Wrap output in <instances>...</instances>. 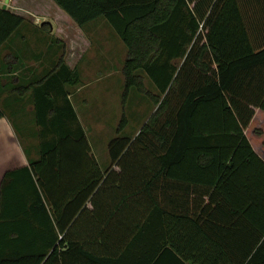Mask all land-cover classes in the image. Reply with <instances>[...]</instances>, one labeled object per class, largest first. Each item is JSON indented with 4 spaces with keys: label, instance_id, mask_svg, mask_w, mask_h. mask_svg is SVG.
<instances>
[{
    "label": "trees",
    "instance_id": "obj_1",
    "mask_svg": "<svg viewBox=\"0 0 264 264\" xmlns=\"http://www.w3.org/2000/svg\"><path fill=\"white\" fill-rule=\"evenodd\" d=\"M53 1L80 27L107 19L126 48L125 100L135 87L156 110L110 143L114 190L63 46L19 92L34 95L39 151L2 180L0 264H264V0ZM26 23L0 8V51Z\"/></svg>",
    "mask_w": 264,
    "mask_h": 264
},
{
    "label": "rangeland",
    "instance_id": "obj_2",
    "mask_svg": "<svg viewBox=\"0 0 264 264\" xmlns=\"http://www.w3.org/2000/svg\"><path fill=\"white\" fill-rule=\"evenodd\" d=\"M14 2L17 4L15 7H18V12H13L26 16L32 20L31 24L38 21V26L23 25L0 51L2 72L16 65L14 59L9 57L11 53L18 58L19 63L16 66L22 72L19 84L8 78L6 86L0 85V110L4 113V116L0 117V132L6 136L15 135L16 138L0 137V153L5 150L9 153L16 147L18 160L14 165L19 167L38 157V128L35 113L28 106L32 95L21 97L11 90L17 85L27 86L48 75L65 46V62L70 69L79 72V85L83 86L80 92H76L75 87H69L74 95L71 102L80 121L85 125L86 137L92 152L96 154L99 164L104 169L105 165L109 164L107 153L110 143L118 137L135 138L138 130L156 110L151 99L139 93L135 87L129 92L128 98L126 100L124 98L125 80L122 74L126 57L124 43L105 17L87 24V30L85 29L82 35L79 33L80 36L77 37L74 29L68 27L70 21L58 17L53 5H48L43 0ZM52 16L58 18L61 23L63 33L60 31L58 35L64 37V41L65 37H72L70 40L67 39V43H58L56 37L58 35L51 33L49 26ZM60 16L69 18L64 14ZM138 73L145 78L147 89L157 93L154 82L145 72L140 70ZM0 82L3 84L2 80ZM124 112L129 123L120 128Z\"/></svg>",
    "mask_w": 264,
    "mask_h": 264
},
{
    "label": "crops",
    "instance_id": "obj_3",
    "mask_svg": "<svg viewBox=\"0 0 264 264\" xmlns=\"http://www.w3.org/2000/svg\"><path fill=\"white\" fill-rule=\"evenodd\" d=\"M45 3H47L48 5H53V7H55V9L57 10V15H58V17H61V18H64L65 20H67V21H70V23H69V26L68 27H71V28H73L74 29V32H76L75 33V36H80V34L79 33H81V35H82V33H84L83 31H85V29H86V27H87V25L85 26V27H80L65 11H63L53 0H43ZM5 5H7V10H10L11 12H13V11H16V12H18V7H15V5H17L16 4V2H14V0H0V8H2L3 9V7L5 6ZM15 7V8H14ZM15 13V12H14ZM18 15H20L19 13H17ZM67 15V17H69V18H65V17H63V16H60V15ZM22 16V15H21ZM28 22L25 24V26L27 25V26H31V27H36V26H38L37 25V23H38V21H34V22H32V24H31V22L30 21H32V20H30V19H28L26 16H23ZM55 22H54V21ZM51 21V33L53 34V35H58V32H62L63 33V30H62V28H61V23H60V21L58 20V18H56V17H54L53 18V16H52V19L50 20ZM94 22V21H93ZM93 22H91V23H93ZM91 23H89V24H91ZM39 27H41V26H39ZM87 30V29H86ZM65 31V30H64ZM15 36V34L10 38L11 40L13 39V37ZM73 36V35H72ZM57 37V39L59 40V41H61V42H63V43H67L66 41H68L67 39L69 38V40L72 38H70V37H65V41H64V37H61L60 35H58V36H56ZM9 39V40H10ZM8 57V56H7ZM9 57L10 58H12V59H14V61H15V63H16V65H18L17 63H19V60H18V58L17 57H15L14 56V54L13 53H11L10 55H9ZM10 66V68H9V70L8 71H3L2 72V70L3 69H1V66H0V80H2V83L3 84H1V82H0V85L2 86V87H4V86H6L7 84H8V82H9V79L8 78H12L13 79V81L16 83V84H19L20 83V81H21V79H20V76H22V72L20 71V69H17V66ZM7 79V80H6ZM30 85V84H29ZM29 85H27V86H20V85H17L16 87H14L12 90H11V92L12 93H16V94H18L19 96H21V97H25V96H29V95H32V97H31V102H30V104L28 105L29 106V108L32 110V111H34V102H33V100H34V98H33V93L31 92V91H28V92H26L25 93V95H22V94H20L19 92H20V89H22V88H25V87H28ZM78 87V88H77ZM77 87H75L77 90H75L76 92H80L81 90H82V85H78ZM75 92V93H76ZM73 93H71L70 94V96H69V98H70V100L73 98ZM72 101V100H71ZM0 102H1V100H0ZM11 104H12V102H11ZM12 106V105H11ZM0 108H1V104H0ZM2 118V117H1ZM78 118H79V116H78ZM79 120H80V118H79ZM80 123L82 124V122L80 121ZM82 126H83V128H84V126L85 125H83L82 124ZM84 130H85V128H84ZM140 130L141 129H139L138 130V132H137V134L140 132ZM86 132V131H85ZM137 134L135 135V136H137ZM6 135L4 134V133H2V132H0V137L1 138H3V137H5ZM7 138L9 137L10 139H12V137H14L15 138V135H13V136H6ZM16 139V138H15ZM15 150H12L11 152H9L8 153V151L7 150H5V152L3 151V153H0V187H1V183H2V180H3V178H4V176H5V174L8 172V171H10V170H14V169H17V168H20V167H23V166H26V164H24L23 163V165L22 166H16V165H14L16 162H17V157H18V151H17V148L15 147L14 148ZM92 154V157H94L97 161H98V159H97V156H96V154L94 153V152H92L91 153ZM107 156H108V161H109V164L108 165H105V167H104V169H102V167H101V165H100V168L105 172V173H107V175H106V178L107 177H110L109 178V180H110V186L111 187H113L114 188V190L116 189V186L120 183V176L119 175H121V173H122V170L120 169V167H118L117 165H111V159H110V155H109V150H108V153H107ZM98 163H99V161H98ZM27 165H29V163H27ZM112 173H115V174H119V175H116V176H114L113 178L111 177V174ZM113 195V194H112ZM109 204V203H108ZM88 208H89V210L90 211H93V207H92V205L91 204H88Z\"/></svg>",
    "mask_w": 264,
    "mask_h": 264
},
{
    "label": "water",
    "instance_id": "obj_4",
    "mask_svg": "<svg viewBox=\"0 0 264 264\" xmlns=\"http://www.w3.org/2000/svg\"><path fill=\"white\" fill-rule=\"evenodd\" d=\"M3 9L6 10V9H7V5H5V6L3 7Z\"/></svg>",
    "mask_w": 264,
    "mask_h": 264
}]
</instances>
